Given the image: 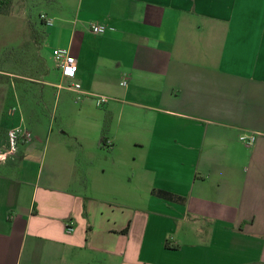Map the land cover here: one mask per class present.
<instances>
[{"label":"crops","instance_id":"crops-1","mask_svg":"<svg viewBox=\"0 0 264 264\" xmlns=\"http://www.w3.org/2000/svg\"><path fill=\"white\" fill-rule=\"evenodd\" d=\"M58 5L43 44L78 72L54 86L105 96L94 158L131 142L139 171L127 178L116 155L84 170L86 143L32 132L6 155L1 111L0 264H264V0ZM9 95L0 83L2 105Z\"/></svg>","mask_w":264,"mask_h":264},{"label":"rangeland","instance_id":"rangeland-1","mask_svg":"<svg viewBox=\"0 0 264 264\" xmlns=\"http://www.w3.org/2000/svg\"><path fill=\"white\" fill-rule=\"evenodd\" d=\"M51 1L9 0L8 6L3 7L6 15L0 14V83L10 92V97L8 107L0 100V112L14 119L11 129L21 126L42 139L47 136L48 142H66L76 151L75 142L86 143L91 160L81 164L84 170L108 168L116 155L123 157L127 178L136 177L140 153L131 142L115 155L101 145V153L94 158L96 152L90 142H100L102 138L106 106L96 107L92 99L80 102L76 93L54 86L64 81L52 58L54 47H45L43 41L45 28L60 26V22L47 16L54 24L42 26L39 16L64 10L59 5L47 6ZM110 134L107 137L112 141Z\"/></svg>","mask_w":264,"mask_h":264},{"label":"built area","instance_id":"built-area-1","mask_svg":"<svg viewBox=\"0 0 264 264\" xmlns=\"http://www.w3.org/2000/svg\"><path fill=\"white\" fill-rule=\"evenodd\" d=\"M39 19L45 24V26H52L54 21L48 18L45 14H41ZM106 31V28L101 25H92L91 32L95 35H102ZM52 58L55 62L57 69L60 71L63 78L74 80L78 72V64L76 59L70 54V52L65 48H55L52 50ZM66 88L78 95V100H81L83 97L82 87L79 83L73 81L71 84L66 86ZM96 107H103L107 103V98L101 95H89ZM246 140L245 138H243ZM31 140V135L27 129H23L21 126L10 129L7 132V146H6V155H10L16 152L18 145L22 142H28ZM254 140L253 137L248 139V143H252ZM67 233L73 231L71 223H68L66 226Z\"/></svg>","mask_w":264,"mask_h":264},{"label":"trees","instance_id":"trees-1","mask_svg":"<svg viewBox=\"0 0 264 264\" xmlns=\"http://www.w3.org/2000/svg\"><path fill=\"white\" fill-rule=\"evenodd\" d=\"M54 0H52L51 2H53ZM50 2V3H51ZM8 3H9V0H0V14L1 15H6V10L3 9V7H7L8 6ZM40 17V16H39ZM40 24L42 26H45V24L40 20ZM110 115L109 114H106L105 115V119H104V125H103V129H102V133L103 135H105L107 132H108V129H109V126H110ZM105 140L104 137H102L100 139V143H103ZM166 246H168V242L166 243Z\"/></svg>","mask_w":264,"mask_h":264}]
</instances>
